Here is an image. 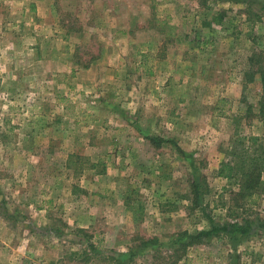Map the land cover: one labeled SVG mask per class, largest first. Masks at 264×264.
<instances>
[{"label":"rangeland","instance_id":"1","mask_svg":"<svg viewBox=\"0 0 264 264\" xmlns=\"http://www.w3.org/2000/svg\"><path fill=\"white\" fill-rule=\"evenodd\" d=\"M251 1L0 0V264H264Z\"/></svg>","mask_w":264,"mask_h":264},{"label":"trees","instance_id":"2","mask_svg":"<svg viewBox=\"0 0 264 264\" xmlns=\"http://www.w3.org/2000/svg\"><path fill=\"white\" fill-rule=\"evenodd\" d=\"M237 1H250L251 0H237ZM260 8L264 10V0H259ZM168 34H172V30L168 32ZM261 73V82L263 85L264 90V70H258ZM252 145L255 144L258 140L257 136H249ZM149 140L152 142H161L162 139L150 136ZM238 156L234 155L231 156L228 160L221 162L220 168L218 171V176L223 178L229 179L235 176L240 177L241 179V186L244 192H251L255 189H259L263 184L264 180L262 179L261 175L264 170V156L261 155L253 156L251 158L245 157L247 159H241V157L237 158ZM197 194V192H196ZM222 232L233 236L234 234H241L246 235L249 232V223L238 224L236 222H232L229 224L224 225H211V228L208 230H200L195 234H190L188 236L189 240L183 247L188 245H192L198 242H201L203 238L210 237L214 234L218 236ZM187 261V260H186ZM185 264H187L185 262Z\"/></svg>","mask_w":264,"mask_h":264}]
</instances>
